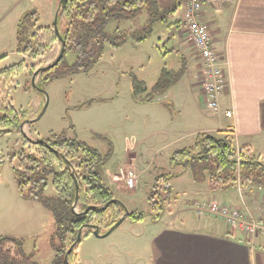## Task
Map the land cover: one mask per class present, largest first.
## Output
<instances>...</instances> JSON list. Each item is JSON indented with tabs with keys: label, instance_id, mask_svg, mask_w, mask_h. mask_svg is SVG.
I'll return each instance as SVG.
<instances>
[{
	"label": "rangeland",
	"instance_id": "rangeland-1",
	"mask_svg": "<svg viewBox=\"0 0 264 264\" xmlns=\"http://www.w3.org/2000/svg\"><path fill=\"white\" fill-rule=\"evenodd\" d=\"M30 2L36 4V9L40 11L41 18L37 17V26L53 28L54 22H46V12H50L53 7L57 10L60 0H54L56 5L53 7L52 0H26L25 4ZM181 14L183 12L179 10L177 20L172 23H182L184 26ZM145 22L144 15L134 22L111 23L108 31L113 32L118 27L127 31L136 30ZM184 29L187 32L186 40L192 47L188 28ZM171 39L169 29L158 24L151 37L143 43L131 39L118 49L107 45L92 71L54 80L46 86L45 93L33 88V74L29 67H44L53 63L60 53L61 45L55 44L43 57L32 60L17 52L16 40L9 60L0 64V72L23 63L26 65L14 75L11 85L0 92L1 101L12 104L17 112L25 110L29 119L37 120L24 126V134L32 140H39L47 139L51 134L66 133L70 138L77 137L102 156L108 153L111 144L113 156L99 170L104 184L129 212L144 215L142 221L126 219L104 239L83 237L78 246L77 264H151L152 239L166 226L176 224L193 229L203 224L200 217L221 219L210 214L208 199L192 194L195 183L190 172L170 181L175 190L172 199L179 194L174 205L167 208V212L157 222L150 216L152 209L149 197L155 191L158 177L180 173V168L171 166V157L173 153L194 145L191 141L177 144L178 141L166 133L169 131L165 124H170L178 111L163 95L146 103H139L132 96L133 77L147 85V92L141 95L144 98L151 92L164 68L168 71L180 70L181 55L172 53L174 43ZM74 58L70 54L69 62L72 63ZM207 111L217 114L220 109L218 112ZM24 134L11 133L0 139V237L11 236L22 240L25 252L34 254V264H52L55 253L50 239L55 230L54 218L38 202L37 206L32 207L21 201L14 174V169L19 166L18 155L23 148ZM219 134L210 135L228 137ZM12 155L16 157L13 161ZM123 171L135 172L134 189L126 186ZM204 184L210 187L208 183ZM238 187L243 193L254 189L264 190L257 186ZM45 195H55L52 178ZM243 197L239 196L240 204L236 207H229L241 209L249 215V212L253 214L252 208L256 209L263 200L259 196L247 202ZM262 205L256 209L258 218L264 217ZM86 233L85 229L83 235Z\"/></svg>",
	"mask_w": 264,
	"mask_h": 264
},
{
	"label": "trees",
	"instance_id": "trees-1",
	"mask_svg": "<svg viewBox=\"0 0 264 264\" xmlns=\"http://www.w3.org/2000/svg\"><path fill=\"white\" fill-rule=\"evenodd\" d=\"M186 3L187 0H67L58 16L62 42L54 27L37 26V13L32 11L25 14L18 24L17 52L37 60L55 44L64 47L62 60L37 77V88L45 90L54 80L92 71L107 45L118 49L131 39L143 43L151 37L156 25L166 28L176 26L170 19ZM144 15L146 22L136 30L127 31L118 27L113 32L108 31L111 23L134 22ZM70 54L75 56L72 63L68 60ZM5 58L1 57L0 61ZM23 66L26 67L23 63L0 72V92L11 85V79ZM42 67L31 66L29 71L34 75ZM185 73V64L178 71L164 68L151 92L144 98L141 95L147 92V85L133 77L132 96L139 103L151 102L166 94ZM261 118L264 128V103L261 105ZM28 119L25 110L17 112L12 104L0 100V139L11 133H21L22 124ZM43 141V144L33 143L24 137L23 148L18 155L19 166L14 169L19 195L25 200L38 202L54 218L55 230L50 239L55 253L52 264H67L66 257L69 264H77L78 246L69 251L76 243L80 230L92 225L101 234H106L127 210L121 203H110L115 197L99 172L110 161L114 150L109 144L108 153L102 156L77 137L70 138L66 133L51 134ZM14 158L12 155L11 160ZM171 166L180 168V173L158 177L155 191L149 197L150 216L155 222L178 199L179 194L172 199L175 190L170 181L186 172L191 173L196 184L208 183L213 191H228L238 186L264 189V156H256L250 146L237 151L229 137L198 134L191 148L173 153ZM50 178L55 191L51 197L45 195ZM89 208L91 210L85 213ZM129 213L128 219L132 221L144 219L143 214ZM33 258L34 254L25 252L22 240L11 236L0 237V264H34Z\"/></svg>",
	"mask_w": 264,
	"mask_h": 264
},
{
	"label": "crops",
	"instance_id": "crops-1",
	"mask_svg": "<svg viewBox=\"0 0 264 264\" xmlns=\"http://www.w3.org/2000/svg\"><path fill=\"white\" fill-rule=\"evenodd\" d=\"M52 2L51 7L56 5L54 0ZM25 3L26 0H0V58L7 57L0 64L10 58L21 18L32 11L41 18L36 4ZM58 9L53 7L46 12V22H54ZM181 11L184 12V8ZM177 15L170 19L171 23L177 20ZM202 18L210 27L228 86L220 98V111L217 114L207 111L198 79L199 60L186 40L185 27L179 23L168 28L174 43L172 53L181 55L186 73L163 95L178 111L173 121L165 124L170 132L166 133L178 141L177 144H183L194 142L198 134L223 132L219 135L228 136L237 150L250 146L256 156H264V128L261 121V105L264 103V0H234L227 5L204 6ZM227 111L233 112L231 118L226 117ZM192 192L209 202L218 201L232 207L238 205L239 196H244L247 202L250 198L262 197L256 209L264 204V190L259 189L244 193L239 187L213 191L207 184L195 183ZM21 201L32 207L37 206L35 201L23 198ZM253 209V214L249 212V215L264 220V217L258 218L257 210ZM201 220L203 224L193 229L176 224L166 226L152 239L151 264H264L262 237L230 231L222 218L200 217Z\"/></svg>",
	"mask_w": 264,
	"mask_h": 264
},
{
	"label": "built area",
	"instance_id": "built-area-1",
	"mask_svg": "<svg viewBox=\"0 0 264 264\" xmlns=\"http://www.w3.org/2000/svg\"><path fill=\"white\" fill-rule=\"evenodd\" d=\"M234 0H187L184 6L183 23L188 28L192 49L199 60L198 79L201 84L206 108L218 112L220 98L227 89V79L222 64V59L214 46L209 25L202 18L204 6H220L233 3ZM226 117L233 116L232 111L225 113ZM128 189L136 186V174L134 171H123ZM211 215L225 220L230 230L240 231L251 237L264 239V220H257L249 216L241 209L220 205L217 202L209 203Z\"/></svg>",
	"mask_w": 264,
	"mask_h": 264
},
{
	"label": "water",
	"instance_id": "water-1",
	"mask_svg": "<svg viewBox=\"0 0 264 264\" xmlns=\"http://www.w3.org/2000/svg\"><path fill=\"white\" fill-rule=\"evenodd\" d=\"M66 1L67 0H60V4H59V9H58V11L56 12V16H55V19H54V23H53V27H54V30H55V32H56V34H57V36L59 37V40H60V42H62V37H61V34H60V31H59V27H58V16H59V14H60V11H61V9L64 7V5L66 4ZM63 54H64V47L63 48H61V50H60V53H59V55H58V57L56 58V60L53 62V63H51L50 65H47V66H44V67H42V68H40L34 75H33V88L35 89V90H37L38 92H40V93H45V90H43V89H39V88H37V84H36V78L38 77V75H39V73H41V72H44V71H46V70H48V69H50V68H53V67H55L61 60H62V58H63ZM41 117V116H40ZM39 117V118H40ZM38 118V119H39ZM35 121H37L36 119H33V120H31V119H28V120H26L23 124H22V129H21V132L24 134V130H23V128H24V126L25 125H31V124H33ZM24 136L26 137V138H28L31 142H33V143H41V144H43L44 143V141H43V139H39V140H32L30 137H27L25 134H24ZM77 189H78V187H77ZM78 193V192H77ZM113 202H116V203H120L118 200H113L112 202H110V203H113ZM76 204H77V199H76V201H75V205H74V210H75V206H76ZM109 205V204H108ZM93 209H96V208H93ZM91 210V208H89L88 210H86V212L85 213H87V212H89ZM129 215H130V213H129V211L128 210H126V213H125V215L115 224V226L109 231V232H107L106 234H101L100 233V231H99V229L97 228V227H95V226H92V225H87V226H85L83 229H81L80 230V232H79V234H78V237H77V241H76V243L72 246V248L70 249V251H69V253L72 251V249L74 248V247H77V246H79L80 244H81V242H82V239H83V237H85V235H87V234H90V235H93V236H95V237H97V238H106V237H108L114 230H116L126 219H128V217H129ZM86 229V231H87V233L85 234V235H83V231ZM66 262H67V264H69V262H68V258L66 257Z\"/></svg>",
	"mask_w": 264,
	"mask_h": 264
}]
</instances>
